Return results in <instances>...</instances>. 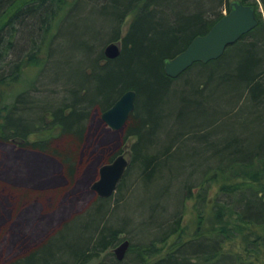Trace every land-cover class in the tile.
I'll return each instance as SVG.
<instances>
[{
    "label": "trees",
    "instance_id": "16d2710c",
    "mask_svg": "<svg viewBox=\"0 0 264 264\" xmlns=\"http://www.w3.org/2000/svg\"><path fill=\"white\" fill-rule=\"evenodd\" d=\"M75 1L0 0V140L58 158L73 182L74 156L45 140L69 134L81 141L92 109L103 112L123 92L134 90V109L122 128L123 138H134L125 173L136 168L145 187L163 179L164 170L173 174L174 161L181 167L190 159L187 167L200 171L197 180L182 183V199L194 198L196 227L186 235L179 208L160 225L150 208L141 228L143 236L153 238L138 243L129 238L124 258L117 260L112 249L127 239L121 237L125 229L102 220L111 196H96L84 212L6 264H264V21L258 11L264 0H103L97 16L113 27L108 41L120 43L119 55L108 59L100 49L87 67L72 72L63 84L67 98L57 107L32 103L23 89L29 82L21 77L22 68L36 67L42 57L45 62L43 49ZM232 1L252 6L257 25L217 59L195 62L176 78L166 76L164 62L206 34ZM33 18L48 41L35 44L26 62H9L5 70L17 27ZM17 83L21 89H15ZM186 144H192L190 153L182 152ZM208 161L214 164L205 165ZM230 172L209 199L218 175ZM175 201L179 205V196ZM22 209L17 213L25 217Z\"/></svg>",
    "mask_w": 264,
    "mask_h": 264
},
{
    "label": "rangeland",
    "instance_id": "374dc122",
    "mask_svg": "<svg viewBox=\"0 0 264 264\" xmlns=\"http://www.w3.org/2000/svg\"><path fill=\"white\" fill-rule=\"evenodd\" d=\"M102 2L103 0H76L75 3L78 4L75 8L68 6V15L65 14L60 19L51 39L49 35H43L34 18L26 19L17 27L18 33L13 39V47L5 57V70L9 69V62H26L33 46L40 43L42 45L49 39L48 48L43 49L46 51L45 56L47 55L45 62L42 57L36 67L22 68L24 74L21 77L29 82L23 89L32 103H43L52 108L61 104L67 98L63 85L66 78L72 72L84 69L96 59L100 49L110 43L108 35L113 27L106 26L103 18L97 16L96 9ZM258 11L264 21V8L260 2ZM130 18L129 15L122 24L120 36L125 34ZM83 49L87 50V53H84L85 58L81 55ZM176 83L173 86H176ZM15 89H21L19 83ZM35 117L34 114H24V118L29 120ZM100 117L99 110H91L89 118L84 122L81 141L74 140L69 134L45 140L52 149L61 153L69 152L74 156L76 167L73 182L68 181L65 168L58 158L37 150L21 149L13 142L0 140V264H6L10 259L38 244L61 223L84 212L96 197L90 186L98 176V169L102 164L109 162L108 159L113 153L119 150L125 157H130L134 138H123L122 129L108 128ZM33 137L39 136H30L29 140ZM191 145L186 144L182 152L186 150L190 153ZM213 162L208 161L205 165H213ZM191 163L190 159H184L180 167V164L174 161L173 174L169 172V175L164 170L163 179L145 187L136 168L128 169L122 187L111 195L109 203L105 206L102 220H111L109 225L113 227H124L125 233L121 234V237L138 243L153 238L149 234L143 236L141 228L142 224L146 223L147 216H150V208L155 210L151 215L160 225L166 223L179 208L185 233L191 234L196 227L192 208L194 198H188L185 202L182 199V183L188 179L197 180L198 173L195 172L200 171L198 167L196 171L187 167ZM230 174L232 172L218 175L219 178L212 183L208 191L209 199L213 198L220 183L226 181ZM178 196L181 201L179 205L175 204ZM20 207L23 208L22 211L26 210L25 217L21 215L23 212L17 213ZM150 230L155 232V229ZM96 261L92 260L89 264H96Z\"/></svg>",
    "mask_w": 264,
    "mask_h": 264
},
{
    "label": "water",
    "instance_id": "95a60500",
    "mask_svg": "<svg viewBox=\"0 0 264 264\" xmlns=\"http://www.w3.org/2000/svg\"><path fill=\"white\" fill-rule=\"evenodd\" d=\"M256 25L257 19L253 7L232 1L229 11L216 21L206 34L194 37L183 51L164 62L165 75L176 78L195 62L217 59L228 45L233 44ZM103 53L108 59L116 58L120 53V43H108ZM135 97L134 90L123 92L108 109L101 113V121L112 130L122 129L134 109ZM128 163V158L120 153L110 162L102 164L98 169L96 180L90 186L91 191L100 198L110 197L122 179ZM128 247V239L116 245L112 249L115 258L122 260Z\"/></svg>",
    "mask_w": 264,
    "mask_h": 264
},
{
    "label": "bare ground",
    "instance_id": "6f19581e",
    "mask_svg": "<svg viewBox=\"0 0 264 264\" xmlns=\"http://www.w3.org/2000/svg\"><path fill=\"white\" fill-rule=\"evenodd\" d=\"M227 12H228V11H226V10L224 9V10H223V15H225ZM220 18H221V17H220ZM218 20H219V19H218ZM218 20H217V21H218ZM114 42H116V41H114ZM126 91H127V90H126ZM101 113H102V112H101ZM110 161H111V160H110ZM110 161H109V162H110ZM107 163H108V162H107ZM104 164H105V163H104Z\"/></svg>",
    "mask_w": 264,
    "mask_h": 264
}]
</instances>
